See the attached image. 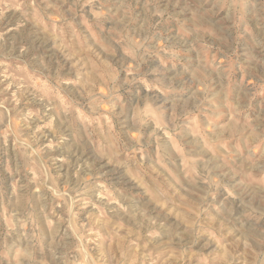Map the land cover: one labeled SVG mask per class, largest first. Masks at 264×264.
<instances>
[{
  "label": "clouds",
  "instance_id": "obj_1",
  "mask_svg": "<svg viewBox=\"0 0 264 264\" xmlns=\"http://www.w3.org/2000/svg\"><path fill=\"white\" fill-rule=\"evenodd\" d=\"M0 264H264V0H0Z\"/></svg>",
  "mask_w": 264,
  "mask_h": 264
}]
</instances>
